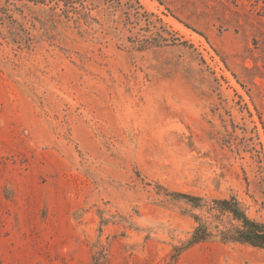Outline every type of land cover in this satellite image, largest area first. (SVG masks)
Listing matches in <instances>:
<instances>
[{
    "label": "rangeland",
    "instance_id": "1",
    "mask_svg": "<svg viewBox=\"0 0 264 264\" xmlns=\"http://www.w3.org/2000/svg\"><path fill=\"white\" fill-rule=\"evenodd\" d=\"M230 198L264 223V0H0V264H264Z\"/></svg>",
    "mask_w": 264,
    "mask_h": 264
},
{
    "label": "trees",
    "instance_id": "2",
    "mask_svg": "<svg viewBox=\"0 0 264 264\" xmlns=\"http://www.w3.org/2000/svg\"><path fill=\"white\" fill-rule=\"evenodd\" d=\"M189 200H199L188 197ZM213 204L220 213H226L231 219L240 221L237 226H231L220 231L221 239L224 241H234L240 244H247L254 248L264 249V223L249 219L238 207V202L234 198L215 199ZM210 233L203 225H198L188 242L189 245L206 240Z\"/></svg>",
    "mask_w": 264,
    "mask_h": 264
}]
</instances>
